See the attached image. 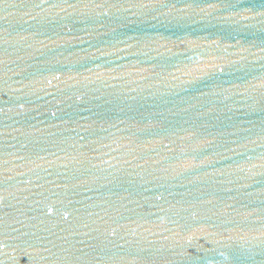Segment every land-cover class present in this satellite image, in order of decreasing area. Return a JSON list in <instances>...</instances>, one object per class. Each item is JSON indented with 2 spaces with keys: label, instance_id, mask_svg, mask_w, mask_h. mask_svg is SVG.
<instances>
[{
  "label": "water",
  "instance_id": "1",
  "mask_svg": "<svg viewBox=\"0 0 264 264\" xmlns=\"http://www.w3.org/2000/svg\"><path fill=\"white\" fill-rule=\"evenodd\" d=\"M0 264H264V0H0Z\"/></svg>",
  "mask_w": 264,
  "mask_h": 264
}]
</instances>
